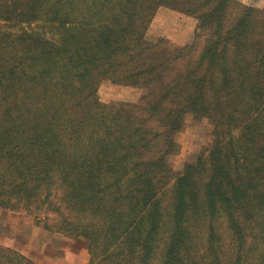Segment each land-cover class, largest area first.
<instances>
[{
  "label": "trees",
  "instance_id": "obj_1",
  "mask_svg": "<svg viewBox=\"0 0 264 264\" xmlns=\"http://www.w3.org/2000/svg\"><path fill=\"white\" fill-rule=\"evenodd\" d=\"M162 7L197 20L194 41L149 39ZM104 82L143 95L103 103ZM187 116L215 141L176 174ZM0 209L86 240L88 264H264V9L0 0Z\"/></svg>",
  "mask_w": 264,
  "mask_h": 264
},
{
  "label": "rangeland",
  "instance_id": "obj_2",
  "mask_svg": "<svg viewBox=\"0 0 264 264\" xmlns=\"http://www.w3.org/2000/svg\"><path fill=\"white\" fill-rule=\"evenodd\" d=\"M238 3L264 9V0H235ZM197 20L178 11L162 7L150 24L148 37L155 41L167 39L172 45L194 41ZM143 91L104 82L99 89L103 103H138ZM214 125L209 119L187 116L183 130L177 135L179 152L170 158L172 170L179 174L194 164L199 155L214 145ZM43 218L46 214L40 213ZM53 218V215H49ZM0 248H11L32 258L38 264H88L90 254L84 239H73L51 232L37 223L35 216L25 211L0 209Z\"/></svg>",
  "mask_w": 264,
  "mask_h": 264
}]
</instances>
